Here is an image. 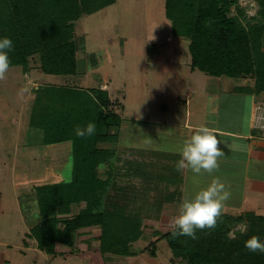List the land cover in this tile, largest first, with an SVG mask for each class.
I'll return each mask as SVG.
<instances>
[{
    "label": "trees",
    "instance_id": "1",
    "mask_svg": "<svg viewBox=\"0 0 264 264\" xmlns=\"http://www.w3.org/2000/svg\"><path fill=\"white\" fill-rule=\"evenodd\" d=\"M115 1L0 0V39L9 37L14 43L8 53L10 68L27 70L29 58L39 55L44 74H76L74 23ZM239 1L165 0L166 16L173 33L189 40L193 71L252 79V85H240L236 90L260 97L264 95V0H253L260 7L256 16H249ZM33 93L30 125L41 130L44 145L71 141L73 167L70 179L36 187L40 214L28 235L37 241L38 249L50 255L82 256L76 245L79 232L101 227L96 238L98 249L92 251L88 264H108L109 256H135V244L146 234L144 219L119 203L126 192L115 187L121 169L117 165L119 157L115 149L100 146L119 141L117 130L123 119L113 108L115 102L102 87L84 89L48 83L34 87ZM88 123H95V134L78 137L75 129ZM127 172L133 170L127 167ZM170 198L166 195L163 199ZM1 199L0 188V208ZM75 207L77 212L73 211ZM241 224L244 230L237 229ZM172 232V228L155 230L153 240L141 251L156 257L158 243L165 240L173 257L188 264H264V254L245 248V241L253 235L264 242V215L223 212L214 229L196 230L197 239L174 237Z\"/></svg>",
    "mask_w": 264,
    "mask_h": 264
},
{
    "label": "rangeland",
    "instance_id": "2",
    "mask_svg": "<svg viewBox=\"0 0 264 264\" xmlns=\"http://www.w3.org/2000/svg\"><path fill=\"white\" fill-rule=\"evenodd\" d=\"M239 2L249 16L258 14L257 2ZM165 5V0H116L96 13L82 15L74 23L78 44L76 74H44L40 56L34 55L29 58L27 70L21 66L11 67L6 79L0 81V264H88L99 244L94 237L100 234L101 227L79 232L77 248L88 253L82 256V253L50 255L38 249L37 241L28 235L39 220L36 187L70 179L73 167L71 141L44 145L41 130L30 125L33 89L42 84L84 89L102 87L108 91L115 102L113 108L123 120L117 130L119 142L100 146L115 149L118 154L117 165L121 169L115 187L126 191L119 203L143 216L146 234L135 244V249L141 251L149 246L150 233L154 230L163 232L172 228V218L167 216L171 210L158 207L159 203L170 201L161 198L171 176L164 162L170 163V160L157 161V169L141 166L143 162L138 161V155L130 154L129 149L141 151L152 146L165 150L174 148L180 153L187 138L177 137L180 130L171 126L181 124L187 116L189 119L190 111L193 115L204 106L207 107L204 120L210 121L213 112L221 116V107L219 98L212 97L210 103L203 93L207 87L220 88L217 85L220 78L191 69L189 40L173 33ZM226 80H235L239 86L253 82L231 77ZM21 90H25L22 95ZM246 98L247 115L252 98ZM258 99L264 101V96ZM242 117L244 120V110ZM127 167L133 170L131 174ZM224 179H228L227 175ZM191 188L195 193L200 189ZM160 210L163 215L158 221ZM73 211L78 209L75 207ZM58 225L64 226L63 222ZM244 228L242 224L237 226V229ZM86 235L93 238L86 242ZM158 245L156 257H150L147 251L143 253L146 259L128 258L121 264H188L185 259L173 257L165 240Z\"/></svg>",
    "mask_w": 264,
    "mask_h": 264
},
{
    "label": "crops",
    "instance_id": "3",
    "mask_svg": "<svg viewBox=\"0 0 264 264\" xmlns=\"http://www.w3.org/2000/svg\"><path fill=\"white\" fill-rule=\"evenodd\" d=\"M226 77H215L220 78V83H217V85L221 89L207 87L203 92L208 98H219L218 104L221 107V116L213 112V115L210 116V121L206 122L204 120V113L207 107L204 106L200 112H194L195 114L193 115V112L190 111L189 119L187 116V119L182 121L181 124L171 126L180 130L177 133V137L187 138V140L194 134L195 129L202 125L214 128L218 135V140L221 141L218 147L224 153V156L218 158L219 169L217 171L211 174L207 172L195 174L189 169L178 170L176 164L181 159V155L174 148L165 150L153 148L152 146L148 148L146 146L141 151L129 149L132 151L130 154L138 155V159H140L138 161L143 162L141 166L149 165V167L157 169V161L164 162L165 160H170V163L164 162L166 163L164 166L170 168L171 176L166 181V184L169 186H165L167 190H162L163 195L161 198H165L166 195H169L171 198L170 201H164L158 207L171 210L172 213L167 216L172 219L179 215L180 205L183 200H191L195 196L196 193L191 186L200 187L198 190L200 191L201 189L207 188L214 178H219L221 182L229 184L225 186L231 192V198L225 202L223 212L231 214L254 212L257 215H264V138L253 127L255 108L259 103H264V101L258 99L259 97L255 95L237 91L236 87L239 85L236 84V81L226 80ZM248 96L252 98V105L248 107V113L246 115L247 110L244 101H246V97ZM243 110L245 111L244 120L242 117ZM123 148H126V146L124 145ZM123 160L125 161V159ZM128 160L126 161L128 162ZM225 175L228 177L227 180L224 179ZM194 178L197 179L194 180ZM157 215L159 216L158 221H160L163 213H157ZM153 232L150 233L152 240ZM85 237L86 242L93 238L92 235H86ZM95 237L97 238L98 235ZM95 237L94 239H96ZM82 251L84 255L87 254L85 250ZM137 257L146 259V254H143L142 251H137V254L132 257L109 256L108 264H116V262L117 264H121V261Z\"/></svg>",
    "mask_w": 264,
    "mask_h": 264
},
{
    "label": "clouds",
    "instance_id": "4",
    "mask_svg": "<svg viewBox=\"0 0 264 264\" xmlns=\"http://www.w3.org/2000/svg\"><path fill=\"white\" fill-rule=\"evenodd\" d=\"M13 48L14 43L9 37L0 39V81L6 79L11 63L8 53ZM23 91L25 90H21V95ZM211 100L212 98H209L210 103ZM95 131V123H88L85 128L78 126L75 129V134L84 138L95 134ZM219 143L221 141L218 140L214 128L203 125L196 128L194 134L190 139L184 141L183 147L180 149L181 159L177 161V169H189L195 174L203 172L211 174L217 171L219 169L218 158L224 156L223 151L218 147ZM227 146L230 148L229 145ZM230 198L231 192L225 184L219 178H214L207 188L198 191L191 200H183L179 215L171 221L172 235L197 239V229H214L218 218L223 213L225 202ZM245 248L252 253L264 254V242H261L255 235L245 241Z\"/></svg>",
    "mask_w": 264,
    "mask_h": 264
},
{
    "label": "built area",
    "instance_id": "5",
    "mask_svg": "<svg viewBox=\"0 0 264 264\" xmlns=\"http://www.w3.org/2000/svg\"><path fill=\"white\" fill-rule=\"evenodd\" d=\"M253 127L264 138V103H259L255 108Z\"/></svg>",
    "mask_w": 264,
    "mask_h": 264
}]
</instances>
